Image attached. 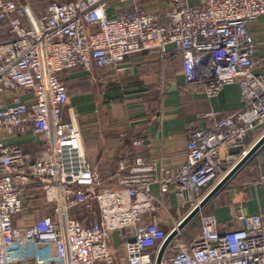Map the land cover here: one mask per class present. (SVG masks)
<instances>
[{"label": "built area", "instance_id": "built-area-1", "mask_svg": "<svg viewBox=\"0 0 264 264\" xmlns=\"http://www.w3.org/2000/svg\"><path fill=\"white\" fill-rule=\"evenodd\" d=\"M44 1L43 13L27 22L24 5L0 0V264H38L42 243L62 264H113L111 233L126 228L132 236L124 245L125 264H156L149 247L161 246L180 220L170 230L155 214L142 221L156 208L155 165L140 156L132 163L119 161L110 177L115 184L103 179L87 158L74 110L68 107L64 117L69 93L62 74L79 68L96 84L100 71L146 50L163 62L180 54L188 84H201L209 98L219 97L229 83L239 84V110L209 128L189 131L176 179L161 167V190L176 180L177 195L188 201L191 192L226 173L222 149L240 147L243 153L249 134L258 139L264 133V72H255L259 60L247 27L264 14V0H170L156 12L130 6L129 0ZM114 3L118 6L110 12ZM28 130L41 138L35 152L2 136ZM259 150L264 152V144ZM236 159L237 154L225 157ZM260 182L264 186V175ZM31 186L51 210L19 226L15 216ZM79 205L96 211L97 218L85 225L71 216ZM238 221L239 226L221 230L215 215L201 214L198 234L184 240L179 231L160 264H264V216L241 213Z\"/></svg>", "mask_w": 264, "mask_h": 264}, {"label": "crops", "instance_id": "crops-1", "mask_svg": "<svg viewBox=\"0 0 264 264\" xmlns=\"http://www.w3.org/2000/svg\"><path fill=\"white\" fill-rule=\"evenodd\" d=\"M17 1L27 9V22L39 17L46 6L44 0ZM127 3L150 12L163 10L168 5L167 0H129ZM117 6L116 3L111 4L109 11L114 12ZM247 27L255 41V55L259 60L255 72H264V14L250 20ZM182 67L180 54H171L169 60L163 62L156 52L139 51L100 71L102 79L97 82V92L82 69H72L65 74L75 87L68 91L69 104L64 117L69 116L68 107L77 115L82 145L93 168L107 182L115 184L110 177L119 161L132 163L140 156L147 162H153L157 180L153 181L151 190L156 208L144 214L142 221L150 222L152 214H155L165 230H170L181 220L213 185L191 192L190 200L184 201L177 195L176 180L167 184L165 192L161 190L164 176L161 167H167L176 179L179 166L186 159L189 131L209 128L215 121L239 110L243 104L237 82L227 84L219 97L209 98L201 84H188ZM2 136L6 142H18L32 152L38 149L41 140L31 130L13 136L3 132ZM257 137L256 133L249 134L245 147L250 148ZM135 139H139L141 144H134ZM227 154L229 149L221 150L223 172H227L241 156L237 153V159L231 163L225 160ZM262 175L264 152L258 150L180 231V239L190 240L198 234L201 214L215 215L221 230L239 226L238 215L241 213L264 216ZM50 210L40 190L31 186L23 196V210L15 216V222L19 226L28 225L49 214ZM70 215L85 225L97 218L96 211L80 205L71 209ZM131 236V228L111 233V246L116 253L113 264H125L124 245ZM159 246L158 243L149 247V252L156 255ZM37 250L38 264H62L59 259L50 257L46 244H38ZM170 251L169 247L165 250L166 253ZM97 264L105 263L99 261Z\"/></svg>", "mask_w": 264, "mask_h": 264}, {"label": "water", "instance_id": "water-1", "mask_svg": "<svg viewBox=\"0 0 264 264\" xmlns=\"http://www.w3.org/2000/svg\"><path fill=\"white\" fill-rule=\"evenodd\" d=\"M264 144V133L243 153L240 152V147L229 148L230 154L241 153L240 158L233 164V166L210 188V190L199 200L197 204L178 222L177 226L171 230L166 239L162 242L157 253L156 264H160L161 258L168 247L169 243L205 206V204L226 184L231 176L243 165L245 162L255 154Z\"/></svg>", "mask_w": 264, "mask_h": 264}, {"label": "rangeland", "instance_id": "rangeland-1", "mask_svg": "<svg viewBox=\"0 0 264 264\" xmlns=\"http://www.w3.org/2000/svg\"><path fill=\"white\" fill-rule=\"evenodd\" d=\"M167 1L170 2V0H167ZM195 1L196 0H188V3L195 4L196 3ZM74 70H80V69H74ZM97 73H98L97 69L93 66V74H97ZM64 79L66 80L67 77H64ZM69 85H71V84H69ZM98 88H99L98 83L93 85L94 92H97Z\"/></svg>", "mask_w": 264, "mask_h": 264}, {"label": "trees", "instance_id": "trees-1", "mask_svg": "<svg viewBox=\"0 0 264 264\" xmlns=\"http://www.w3.org/2000/svg\"><path fill=\"white\" fill-rule=\"evenodd\" d=\"M68 71H69V70H68ZM68 71L64 72V74H63L62 76L65 77V74L68 73ZM63 80H64V83H65V85H66L68 91L74 89L75 86H74V85H69L70 83H69V80H68V79L65 80V79L63 78ZM83 86H84V85H83Z\"/></svg>", "mask_w": 264, "mask_h": 264}]
</instances>
